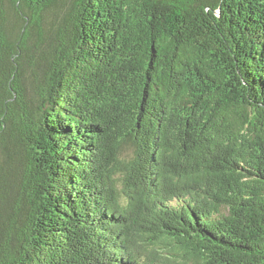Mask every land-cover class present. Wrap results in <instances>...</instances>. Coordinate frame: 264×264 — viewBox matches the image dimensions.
Segmentation results:
<instances>
[{
  "label": "trees",
  "instance_id": "trees-1",
  "mask_svg": "<svg viewBox=\"0 0 264 264\" xmlns=\"http://www.w3.org/2000/svg\"><path fill=\"white\" fill-rule=\"evenodd\" d=\"M0 264H264V0H0Z\"/></svg>",
  "mask_w": 264,
  "mask_h": 264
}]
</instances>
